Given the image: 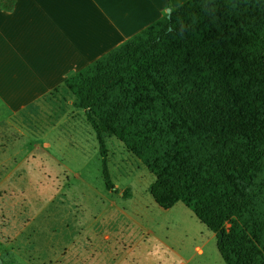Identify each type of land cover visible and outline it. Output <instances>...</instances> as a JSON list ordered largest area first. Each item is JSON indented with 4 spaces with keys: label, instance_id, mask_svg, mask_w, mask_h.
<instances>
[{
    "label": "trees",
    "instance_id": "16d2710c",
    "mask_svg": "<svg viewBox=\"0 0 264 264\" xmlns=\"http://www.w3.org/2000/svg\"><path fill=\"white\" fill-rule=\"evenodd\" d=\"M169 2L170 18L63 85L95 133L107 190L118 191L101 125L154 176L159 208L180 202L215 234L224 264H264V0Z\"/></svg>",
    "mask_w": 264,
    "mask_h": 264
},
{
    "label": "rangeland",
    "instance_id": "374dc122",
    "mask_svg": "<svg viewBox=\"0 0 264 264\" xmlns=\"http://www.w3.org/2000/svg\"><path fill=\"white\" fill-rule=\"evenodd\" d=\"M101 132L117 192L105 188L85 123L71 165L45 166L43 180L0 181L1 264H224L215 234L180 202L159 208L149 192L154 176L103 125Z\"/></svg>",
    "mask_w": 264,
    "mask_h": 264
},
{
    "label": "crops",
    "instance_id": "0c3cea01",
    "mask_svg": "<svg viewBox=\"0 0 264 264\" xmlns=\"http://www.w3.org/2000/svg\"><path fill=\"white\" fill-rule=\"evenodd\" d=\"M167 1L17 0L11 14L0 10V181L71 165L90 125L61 85L160 18Z\"/></svg>",
    "mask_w": 264,
    "mask_h": 264
},
{
    "label": "water",
    "instance_id": "95a60500",
    "mask_svg": "<svg viewBox=\"0 0 264 264\" xmlns=\"http://www.w3.org/2000/svg\"><path fill=\"white\" fill-rule=\"evenodd\" d=\"M165 13H166V15H167V18H170L171 9H170V8H167V9L165 10ZM0 264H1V260H0Z\"/></svg>",
    "mask_w": 264,
    "mask_h": 264
}]
</instances>
